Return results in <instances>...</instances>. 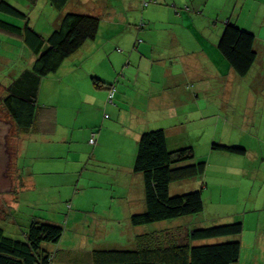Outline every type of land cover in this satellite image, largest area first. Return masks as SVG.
<instances>
[{"label": "crops", "instance_id": "0c3cea01", "mask_svg": "<svg viewBox=\"0 0 264 264\" xmlns=\"http://www.w3.org/2000/svg\"><path fill=\"white\" fill-rule=\"evenodd\" d=\"M26 1L28 4L35 2ZM44 1L46 11L39 20L40 27L29 19L32 27L44 36H48L62 15L69 11L90 12L86 14L99 17L100 25L94 40L86 42L67 58L57 73L42 79L38 92L41 108L38 109L35 129L28 133L18 131L20 138L23 144L29 139L38 141L39 134L45 133L47 126V131L51 130V139L55 138L54 143L58 145L70 142L73 147L82 141L84 151L73 159H65L66 169L77 164L81 173L85 172L86 176L92 173L93 179L100 176L97 170L89 168V162L109 163V149L115 155L113 158L121 161L123 150L128 148L131 161L129 158L127 167L118 166L116 171L128 180L129 188L122 191V196L129 204V216L133 215L132 212L145 210L143 177L133 171L137 139L143 132L164 129L168 148L179 149L187 146L189 141L191 144L193 140L197 142L204 135H200V127L206 130L210 125L215 127L216 123L210 117L218 108L229 115L224 124L218 120L219 129L225 124L238 125L242 136L251 143L264 144V34L261 33L264 30V0H156L157 5L146 9L142 8L144 0H70L61 12L49 0ZM109 2L117 6H109ZM18 3L23 2L18 0ZM121 3L123 7H120ZM173 3L187 4L189 11L176 14L168 5ZM227 20L251 31L259 43L257 61L244 77L233 71L217 49ZM103 21L105 25L102 27ZM140 22L143 26L138 28L137 36L142 41L136 43L134 28L118 26L125 23L137 28ZM25 53L30 57L28 63L20 64L16 70L11 65L13 68L7 71L10 60H21ZM33 62L34 56L21 40L0 34V88L3 92L0 100L8 83ZM95 77L96 84L92 79ZM109 84H114L117 89L113 104L106 103L107 90L103 87ZM48 98L51 99V110L45 108L50 103H46ZM201 115L204 125L199 122ZM7 119L9 116L0 104V127L8 124ZM93 133L96 143L91 145L89 140ZM204 138V143L216 140L215 134L204 135ZM246 144L240 142V146L246 147L242 156L249 157L252 149L249 143ZM220 153L226 159L230 155L239 156ZM255 157L256 161H264V152L256 153ZM246 166L240 165V175L262 183L256 195L252 192L245 197L249 211L244 216L233 215L232 223L240 221L244 229L248 226L251 241H264V170L253 167L249 171ZM110 170L104 169L103 172L109 175ZM74 173L78 174V170ZM78 177L77 186L84 185L82 191H85L77 190L75 194L83 193L88 200L87 204L81 205L95 207L101 194L99 187L92 182L88 185L80 182V173ZM134 181L138 185L132 190ZM88 188L94 190L88 192ZM77 198L75 196L74 201ZM129 220L126 219L124 224ZM105 221L95 224L103 228L98 234L108 232V229L109 234L112 233L114 225ZM136 234L135 230L133 233L130 230L127 239L130 238L128 245H133L131 248L135 245ZM51 247L46 245L49 250ZM54 250L53 247L51 251Z\"/></svg>", "mask_w": 264, "mask_h": 264}, {"label": "rangeland", "instance_id": "374dc122", "mask_svg": "<svg viewBox=\"0 0 264 264\" xmlns=\"http://www.w3.org/2000/svg\"><path fill=\"white\" fill-rule=\"evenodd\" d=\"M37 1L28 4L26 0H22L23 3L21 4L18 3V0H7L11 5L27 14L33 24L39 28V20L44 17L42 13L46 10H44L45 1L39 0L36 3ZM109 3V6L111 4L117 6ZM119 5L123 7L122 3ZM16 21L22 23L20 20ZM104 25L105 21L102 22L101 26ZM118 26L134 28L136 32V36L135 32L133 35L134 43L140 41L141 38L137 36L139 29L136 26L125 23H119ZM261 33L264 34V30ZM262 44L264 45V42ZM22 57L18 61L10 60L6 67L7 71L13 68L11 65L15 66L16 70L20 68V64H27L29 55L25 53ZM2 94L0 88V95ZM46 103L48 104L45 108L51 110V99L48 98ZM231 117L234 116L231 115ZM228 118L229 115L217 108L215 115L210 117L215 121V127L210 125L208 130L200 127V135L215 134L216 140L204 143L205 138L202 135L197 142L193 140V144L191 141L187 144V146L193 147L194 157L198 159L197 162L206 163L202 180H200L201 177H198L170 185L171 195L201 189L204 210L197 215L143 226H133L130 223L129 204L126 203L125 196H122V191L129 188L127 187L128 180L125 178L126 176H122L116 171L118 166L127 167L129 158L131 161V152L128 148L123 150L121 161L113 158L115 155L109 149V163L89 162V168L97 170V174L100 176V178L93 179L90 176L92 173L87 176L85 172L81 173V167L79 168L77 164L66 169L65 159H73V156L77 157L80 152L84 151L85 144L82 141L77 142L73 147L70 142L58 145L54 143L55 138L51 139V130L47 131L49 128L46 126V132L39 134L38 141H30L29 139L23 144L18 130L12 125V120L9 118L7 119L9 120L8 124L0 127V227L6 235L24 239V232L28 229L32 219H43L49 223L60 225L63 228L61 240L57 245L49 244L56 251L57 259L54 262L92 264L90 258L93 249L131 248L133 245H128L130 238L127 239L130 237V230L132 233L134 230L137 232L136 237L151 231L158 232V234L166 233L172 236L174 240L182 242L185 239L184 236L192 228L232 223L233 215L244 216L249 211L250 207L245 197L248 198L252 192L256 195L262 183L260 180L250 179V177L245 179L244 176H241L240 165H249L246 166L249 171L253 170V167L264 170V161H256L257 158L255 157L256 153L264 152V144L257 141L256 144L255 142L251 143L248 138L242 136L238 125L226 126L225 124L219 129L218 120L223 121L224 124ZM202 121L205 120L201 115L199 122L204 125ZM175 141L173 140V142ZM240 142L251 145L252 155L249 157L230 155L232 158L226 159L220 151L211 148L213 143L240 146ZM88 149L90 148L88 147ZM91 153L90 150L89 155ZM107 166L110 167L107 168ZM110 168L109 175L107 172H103L104 169ZM76 170H78V174L74 173ZM79 173L81 174L80 182L85 185L92 182L91 184L99 187L101 194L95 207L81 205L87 204L88 200L83 195L85 190L82 191V187L85 186H77ZM117 177L119 178L117 179ZM205 177L206 180H204ZM75 183L76 185H74ZM137 185V181H134V186L131 189L135 190ZM77 190H81L83 193L75 194ZM93 190L94 188H88V192ZM75 196L78 198L74 201ZM126 219L129 221L124 224ZM105 220L114 225L111 228L112 233L109 234L110 229H108V232L102 233L103 231H101V234H98V230L103 228H98L95 224H101ZM115 223L120 226H116ZM250 238L252 237L247 226L245 229L243 228V233L240 236L196 241L194 245L239 241L241 250L236 264H264V241H251ZM253 238L255 237L253 236Z\"/></svg>", "mask_w": 264, "mask_h": 264}, {"label": "trees", "instance_id": "16d2710c", "mask_svg": "<svg viewBox=\"0 0 264 264\" xmlns=\"http://www.w3.org/2000/svg\"><path fill=\"white\" fill-rule=\"evenodd\" d=\"M58 11H63L70 0H49ZM156 0H144L142 8L157 5ZM173 12L189 11L187 4H168ZM0 34L17 38L34 56L31 66L23 69L9 84L0 104L21 133L35 129L38 109V92L43 78L59 71L64 61L77 52L86 42L97 37L100 18L95 15L69 11L62 15L57 27L44 36L30 24L27 14L0 0ZM22 22L21 25L15 23ZM140 22L137 28H141ZM142 40H140L141 42ZM255 35L227 20L220 33L217 49L233 71L246 76L260 54ZM95 84L97 78H92ZM108 86V87H107ZM108 92L114 84L107 85ZM107 115V114H106ZM105 117L107 118L108 115ZM94 134V133H93ZM95 139L96 135L94 134ZM211 148L229 154L243 155L240 146L213 143ZM191 146L170 150L164 129H153L140 134L133 171L143 177L145 210L131 215L133 226L197 215L203 211L201 189L179 195L170 194V185L202 177L205 162L195 161ZM243 224L240 221L208 227L192 228L178 242L168 234L146 232L135 238L133 248L93 249L92 264H236L241 250L239 241L194 245L196 241L240 236ZM63 235L60 225L43 219H32L24 232V239L6 235L0 227V264H61L55 263L56 251L46 245H57ZM63 264V263H62Z\"/></svg>", "mask_w": 264, "mask_h": 264}, {"label": "built area", "instance_id": "2783aa9c", "mask_svg": "<svg viewBox=\"0 0 264 264\" xmlns=\"http://www.w3.org/2000/svg\"><path fill=\"white\" fill-rule=\"evenodd\" d=\"M113 96H114V88H111V89L109 90V92H108L107 100H108L109 102H111ZM106 116H107V115H106ZM89 143H90L91 145H94V144L96 143V139H95L94 134H92V136H91V138H90V140H89Z\"/></svg>", "mask_w": 264, "mask_h": 264}]
</instances>
